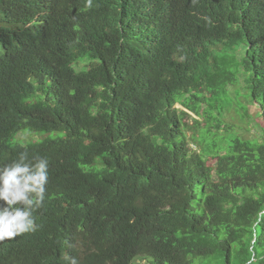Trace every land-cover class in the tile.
Segmentation results:
<instances>
[{
	"label": "trees",
	"instance_id": "trees-1",
	"mask_svg": "<svg viewBox=\"0 0 264 264\" xmlns=\"http://www.w3.org/2000/svg\"><path fill=\"white\" fill-rule=\"evenodd\" d=\"M183 1L134 31L131 0H0V165L49 160L0 264H264V0Z\"/></svg>",
	"mask_w": 264,
	"mask_h": 264
},
{
	"label": "clouds",
	"instance_id": "clouds-1",
	"mask_svg": "<svg viewBox=\"0 0 264 264\" xmlns=\"http://www.w3.org/2000/svg\"><path fill=\"white\" fill-rule=\"evenodd\" d=\"M131 1L133 5L124 9L123 23L134 31L138 21L148 26L172 27L175 19L183 17L188 10L183 0ZM175 104L187 113L188 110L178 102L173 106ZM48 170L47 157L30 156L27 151L20 152L11 162L0 165V241L37 230L33 213L43 206ZM259 215L264 216V212ZM65 260L68 264H79L75 256H66Z\"/></svg>",
	"mask_w": 264,
	"mask_h": 264
},
{
	"label": "rangeland",
	"instance_id": "rangeland-1",
	"mask_svg": "<svg viewBox=\"0 0 264 264\" xmlns=\"http://www.w3.org/2000/svg\"><path fill=\"white\" fill-rule=\"evenodd\" d=\"M174 106H175V108L182 109L177 104H175ZM246 110H247L248 116L250 117V122H248L247 124H241L239 121H237L236 118H235L236 115L232 111L228 112V114L224 118V121L227 120L229 122H232V123L235 124V126H238L237 124H239L241 126V128H242L241 130H243L242 133L247 135V136H249V135H251V132L254 131V123H256L259 126H262L263 125V121H262V118L257 113L258 110H257V108L254 105L248 104ZM194 118H196L199 121L198 127H200V128L203 127L202 121L200 120L201 118L200 117L197 118L193 113H191L189 111H187V116H184L182 120H183V122L185 124L191 125L192 124V119H194ZM246 129H248L247 132L245 131ZM190 133H191L190 131L189 132L185 131V134H186V136L188 138L190 137ZM232 133H233L232 131H228L227 133H225V135L228 137ZM24 134H27L26 135V139L24 141H20V142H23V143H33V142L41 140L45 136H47L44 133L42 134V133H37V132H28L26 130H20L19 132H17L15 134V136H13L11 138V142L17 141V139H19V138H24L25 137ZM205 139H206L207 143H210V139L208 138V136H206ZM207 143H205V144L207 145ZM188 147L191 148V149L198 150L199 149L198 141H196L195 143L189 141L188 142ZM213 161H214V159H210V158L207 159V163L208 164H212Z\"/></svg>",
	"mask_w": 264,
	"mask_h": 264
}]
</instances>
